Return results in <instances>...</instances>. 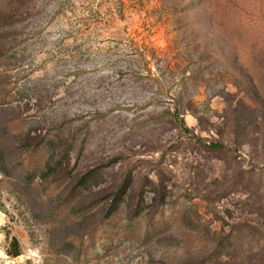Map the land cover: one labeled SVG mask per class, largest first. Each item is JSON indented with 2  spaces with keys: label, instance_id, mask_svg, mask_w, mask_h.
<instances>
[{
  "label": "rangeland",
  "instance_id": "1",
  "mask_svg": "<svg viewBox=\"0 0 264 264\" xmlns=\"http://www.w3.org/2000/svg\"><path fill=\"white\" fill-rule=\"evenodd\" d=\"M0 264H264V0H0Z\"/></svg>",
  "mask_w": 264,
  "mask_h": 264
},
{
  "label": "trees",
  "instance_id": "2",
  "mask_svg": "<svg viewBox=\"0 0 264 264\" xmlns=\"http://www.w3.org/2000/svg\"><path fill=\"white\" fill-rule=\"evenodd\" d=\"M85 180H81V182L80 183H83ZM112 211L114 212V209L112 208V210H111V213H112ZM11 252H10V254L12 255V256H17V255H19L20 254V247H19V243H18V241H17V239L15 238V237H13L12 239H11Z\"/></svg>",
  "mask_w": 264,
  "mask_h": 264
}]
</instances>
